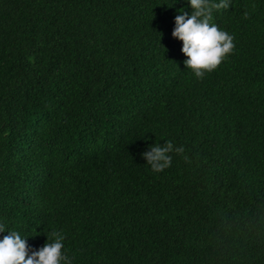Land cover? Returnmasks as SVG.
<instances>
[{
  "label": "trees",
  "instance_id": "obj_1",
  "mask_svg": "<svg viewBox=\"0 0 264 264\" xmlns=\"http://www.w3.org/2000/svg\"><path fill=\"white\" fill-rule=\"evenodd\" d=\"M229 2L211 23L235 49L201 80L172 35L189 0H0V239L60 232L71 264H264V0ZM168 140L185 151L154 172Z\"/></svg>",
  "mask_w": 264,
  "mask_h": 264
},
{
  "label": "clouds",
  "instance_id": "obj_2",
  "mask_svg": "<svg viewBox=\"0 0 264 264\" xmlns=\"http://www.w3.org/2000/svg\"><path fill=\"white\" fill-rule=\"evenodd\" d=\"M192 13L181 11L175 18L173 37L183 42L182 52L187 57L184 61L187 69H191L195 76L203 79L205 73L216 70L235 49L234 36L221 30L213 19V10L227 9L229 0H189ZM247 18V13H245ZM184 147H175L171 140L163 146L159 143L150 146V150L143 153L147 164L154 172H163L171 167L170 153L183 154ZM189 162L187 156L184 157ZM4 223H0V233H5ZM0 239V264H71V259L64 253L65 237L57 231L51 233L54 242H49L38 250L31 248L27 238L15 230L7 231Z\"/></svg>",
  "mask_w": 264,
  "mask_h": 264
}]
</instances>
